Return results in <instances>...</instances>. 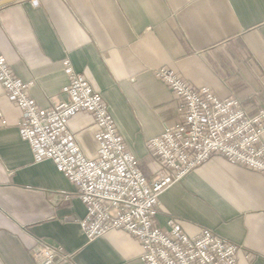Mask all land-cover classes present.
<instances>
[{
  "label": "crops",
  "instance_id": "1",
  "mask_svg": "<svg viewBox=\"0 0 264 264\" xmlns=\"http://www.w3.org/2000/svg\"><path fill=\"white\" fill-rule=\"evenodd\" d=\"M0 52L12 73L31 83L42 110L66 98L69 58L105 102L146 180L161 170L148 140L179 119L155 69L169 68L218 98L236 97L248 114L264 106V0H21L0 7ZM19 117L0 84V264H34L28 249L36 239L70 254L63 264H145L127 232L86 240L78 225L84 204L52 161L33 162ZM67 125L85 157L96 159L93 116L77 112ZM159 202L160 228L174 221L190 236L213 230L240 246L237 264H264L261 174L214 156Z\"/></svg>",
  "mask_w": 264,
  "mask_h": 264
},
{
  "label": "built area",
  "instance_id": "2",
  "mask_svg": "<svg viewBox=\"0 0 264 264\" xmlns=\"http://www.w3.org/2000/svg\"><path fill=\"white\" fill-rule=\"evenodd\" d=\"M63 70L66 98L42 110L30 97L31 83L21 82L0 52V84L20 109L18 132L31 149L33 162L52 161L71 183L85 207L78 225L86 240L124 231L139 242L145 264H237L240 246L210 229L200 228L190 236L174 221L162 229L157 208L164 190L214 156L264 176V106L248 114L236 97L218 98L208 88L191 86L169 68L155 69L154 77L176 101L179 119L148 140L161 170L146 180L122 143L105 102L69 58L63 60ZM80 111L94 118L98 145L94 160L85 157L68 129V120ZM28 255L34 264H63L72 257L41 239L33 242Z\"/></svg>",
  "mask_w": 264,
  "mask_h": 264
},
{
  "label": "water",
  "instance_id": "3",
  "mask_svg": "<svg viewBox=\"0 0 264 264\" xmlns=\"http://www.w3.org/2000/svg\"><path fill=\"white\" fill-rule=\"evenodd\" d=\"M21 0H0V7L4 5H9L10 3L17 2Z\"/></svg>",
  "mask_w": 264,
  "mask_h": 264
}]
</instances>
